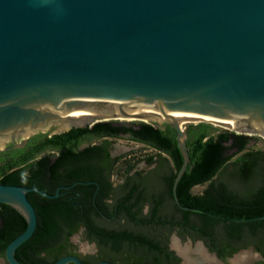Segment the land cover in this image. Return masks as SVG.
I'll list each match as a JSON object with an SVG mask.
<instances>
[{
	"label": "water",
	"instance_id": "95a60500",
	"mask_svg": "<svg viewBox=\"0 0 264 264\" xmlns=\"http://www.w3.org/2000/svg\"><path fill=\"white\" fill-rule=\"evenodd\" d=\"M129 111L207 118L264 138V0H0V153ZM167 122L184 157L173 186L180 205L188 126ZM60 189L0 183V203L27 223L6 247L9 264H23L16 252L38 226L28 194ZM70 263L83 264L76 255L53 264Z\"/></svg>",
	"mask_w": 264,
	"mask_h": 264
},
{
	"label": "trees",
	"instance_id": "16d2710c",
	"mask_svg": "<svg viewBox=\"0 0 264 264\" xmlns=\"http://www.w3.org/2000/svg\"><path fill=\"white\" fill-rule=\"evenodd\" d=\"M120 134H129L131 140L158 150L156 155L146 158L149 164L166 160L164 153L171 157L173 165L162 174L160 193H155L153 188L157 184L151 185L149 176L135 172L116 188L109 202L110 177L113 163L118 159L111 158L107 152L102 162L112 164H91V156L85 164L84 152L78 151V147L93 138ZM252 137L220 131L207 123L189 125L190 159L177 185L178 205L173 186L184 157L176 131L169 125L160 128L146 122L101 121L92 126L73 127L49 138L44 134L34 135L24 150L14 153L15 157L20 153L22 157L0 169V183L38 187L52 194L59 186L71 188L62 189L61 195L53 199L42 196L43 202L35 199L34 192L28 194L38 213V226L33 236L18 248L17 259L23 264H34L33 258L37 260L35 264H53L70 254L69 239L81 229L99 247L95 259H110L116 264H141L148 257H158L161 248L155 240L157 236L141 229L147 225L165 226L167 234L169 226L190 228L202 235L217 236L220 243L241 236L244 231L249 236L263 237L264 233L258 231L264 228V219L258 217L264 215V150L251 148ZM110 143L106 141L107 146ZM47 149L59 151L53 163L47 156L23 164ZM91 149L102 151L103 148L94 145L88 148ZM92 180L101 184L97 200L92 199L93 192L81 183ZM206 184L201 193L193 192L195 186ZM146 203L151 206L147 216L142 214ZM26 226L25 218L15 208L0 203V256H5L7 245ZM85 264H90L89 260Z\"/></svg>",
	"mask_w": 264,
	"mask_h": 264
},
{
	"label": "flooded vegetation",
	"instance_id": "af4514ba",
	"mask_svg": "<svg viewBox=\"0 0 264 264\" xmlns=\"http://www.w3.org/2000/svg\"><path fill=\"white\" fill-rule=\"evenodd\" d=\"M115 123H118V122H115ZM134 127H137V125H135ZM54 130H55V128H52L46 132H40L37 134H44V135H46L47 138H49L55 134H59V133L54 132ZM37 134H35V135H37ZM123 135H128L130 137L129 134H120L119 137L123 136ZM119 137H109V136L106 137V136H104L101 138H93L91 140H87V141L83 142L78 147V151L84 152V163L88 164L87 159L91 156V158L93 159L91 164H112V162H110V161L108 163H104V162H102V159H103V157H105V155H106L105 153H107V152H108V154H110L111 158H113V159L116 158V156H114L112 154L113 144H112L111 139L112 138H119ZM30 139H31V137L28 139L27 143L21 147H15L14 144L8 143L6 145V147H8V149L6 151H3L0 153V169L7 164H14L13 162L16 159H20L22 157V154L20 153L19 156L16 155L17 157H15L14 153L16 151L20 152L21 150H24L27 147ZM107 140H109L111 142L109 146L106 145ZM18 142H23V139H20ZM94 145L102 146V148H103L102 151H99V150L97 151L95 149L88 150L89 147H93ZM25 152H26V154H28L29 150H26ZM58 155H59V151H57L56 149L43 150V151L39 152L36 157L32 158L31 160H29L23 164H31V163H33V161H36L41 157H47V156L50 157V159L52 160L51 163H53V161L57 158ZM145 162H147V161H145ZM117 163H118V161H116L113 164H117ZM152 164H154V163H152ZM128 180H130V179L129 178L126 179L120 185L125 184ZM110 182L112 183V190H111L112 192L109 193V196H108L109 199L108 200H111L113 198V195H115L116 188H118L120 186L119 185L117 187L115 185L112 177H110ZM81 183H84V186L88 187L93 192L92 193V197H93L92 199L97 200V197H99V194L102 191L101 184L96 180H92V181H88V182H81ZM58 188H61L60 189V195H61L62 189L69 190L71 188V186L70 185L69 186L64 185V186H59ZM58 188L56 189L55 193L57 192ZM39 189H41V188H39ZM42 190L45 191L44 189H42ZM47 193L52 194L50 192H47ZM77 193L80 194V192H78V191H77ZM42 196L43 195H41L39 193H35V199L38 200L39 202L43 200ZM43 197H45V196H43ZM51 199H53V198H51ZM150 207H151L150 203L144 204V206L142 207V214L146 215L145 212L147 211V209L150 211ZM152 226L153 227H160V229H164V230L166 228L165 226H161V225H147L146 227L151 228ZM168 228H170L168 234H167V232L163 231V232H161V234L159 236H157L155 238L156 242L158 243V245L161 248L160 253L159 252L157 253L158 257H148L141 264H145V263L188 264V262L186 261V256L183 254V251L180 249L181 246L176 244V245H174L175 247H173L172 242H171L173 235H176V238H177L176 240H178L181 245L184 244V242H183L184 238H188L190 240V243L195 244L194 245L195 247L201 243L202 245L201 244L200 245H201L202 249L204 250L205 254H207L210 258L213 259V261H215V262H211L212 264H264V248H263L264 247V236L261 238L259 237V235L257 237L249 236V235H246V231H244L241 236L234 237V238L233 237L227 238V240L223 241V243H220L219 241L216 240L217 236L202 235L198 231L191 230L190 228L185 229L182 227H170V226ZM259 232H260V234L264 233V228L259 229L258 234H259ZM91 242H93V241H91ZM177 245L179 247H177ZM95 247H97V249H99L96 242H95ZM181 248H184V247H181ZM247 249L252 251V252H256V255L259 258H257L256 260H253L252 256H249V255L247 256ZM194 250L190 249V251H192V252ZM44 255L45 254L43 253L42 256H44ZM68 255H76V256L80 257L83 264H85V261H87V260H89L90 264H95V262H96V259L90 260V259L84 257L83 255H81L77 250H70V254H68ZM243 256H245L244 261L241 259V257H243ZM1 257H3L6 260L5 256H0V258ZM197 257H200L199 254ZM197 257L193 256L192 262H190L189 264H193L194 259H196ZM102 260L110 261L113 264H116V262H114L113 260L105 259V258L97 259L96 264ZM36 261H37L36 258H33V260H31V263L35 264ZM6 264H9L7 260H6ZM70 264H74V263H70Z\"/></svg>",
	"mask_w": 264,
	"mask_h": 264
},
{
	"label": "rangeland",
	"instance_id": "374dc122",
	"mask_svg": "<svg viewBox=\"0 0 264 264\" xmlns=\"http://www.w3.org/2000/svg\"><path fill=\"white\" fill-rule=\"evenodd\" d=\"M109 121H114L118 123H128V124L130 123L139 124L143 122L140 120L126 121V120H119V119L117 120L113 119ZM144 122L153 124L155 126H159L161 128H164L168 124L167 121H164L161 123H158L156 121H149V122L144 121ZM199 123L211 124L212 126L218 128L220 131L228 130L231 132H235V131L228 129L225 126L217 125V124H213V123H209L205 121L186 122L182 124V127L184 128L185 126H189L192 124L196 125ZM251 136H253L252 137L253 139L250 144L251 148L264 150V138L259 135H251ZM111 140L113 144L112 154L116 156V158L118 159V163L115 164L112 169V178H113V182L115 183V185L118 187L121 183H123V181L128 179L129 176L134 175L135 172H141L143 173V175L150 177L148 181L150 182L151 185L157 184L153 189H155L156 191L155 193H160L162 191V185L160 183L162 174L165 173L164 171L171 169L173 165L171 157H169L166 154H163V156L167 158L166 160H160L154 164H149L148 162H145L146 158L151 155H156L158 150L148 146L147 144L131 140L128 135H123V136H120L119 138H112ZM158 164H162V165H158ZM132 180L135 181L136 178H133ZM206 186L207 184L197 185L193 188V192L201 193L206 188ZM111 201L112 200H109V202ZM148 213H149V210L147 209L145 214L147 215ZM111 227H113V225ZM141 229H144L146 231L147 230L152 231L153 232L152 235L154 237L159 236L161 232L165 231L164 229H160V227H153V226L151 228L145 226V227H141ZM176 239H177L176 235H173L172 240H171L172 245L173 247H175L174 245L178 244L179 246L184 247V248L180 247V249L183 251V254L186 256V261L188 262V264L192 262L193 256L194 257L198 256V253H203V256L205 257L203 258L205 262L203 264H212L211 262H215L213 261L212 258H210L207 254H205L204 250L201 247L202 245L201 243H200L201 245L199 244L195 247L194 246L195 244L190 243V240L188 238H184L183 240L184 244L181 245L179 241ZM178 245L177 247H179ZM67 249L77 250L81 255H83L84 257L90 260L95 259L97 254H99V251H100L99 249H97V247H95V242L89 241V239L85 236L84 231L82 229L80 232L74 234L69 239V244L67 245ZM190 249L191 250L195 249V250L192 252L190 251ZM248 255L252 256L253 260H256L257 258H259L256 255V252H252L247 249V256ZM244 257L245 256L241 257L243 261H244ZM0 264H6V260L3 257L0 258Z\"/></svg>",
	"mask_w": 264,
	"mask_h": 264
},
{
	"label": "bare ground",
	"instance_id": "6f19581e",
	"mask_svg": "<svg viewBox=\"0 0 264 264\" xmlns=\"http://www.w3.org/2000/svg\"><path fill=\"white\" fill-rule=\"evenodd\" d=\"M130 115L123 117V116H119L118 119L119 120H126V121H135V120H140V121H156L158 123L164 122V121H177L181 124L186 123V122H196L199 120H204L207 121L209 123H213V124H217V125H222L227 127L230 130H236L237 127H231L228 125H225L221 122L215 121V120H211V119H207V118H201V117H194V116H187V115H158V114H153V113H149V112H144V111H129ZM95 115H91V116H96ZM84 119L83 118L81 120L75 121V123L77 124H81ZM68 126H70V124L68 125H64L59 127L57 130L60 131L62 129L67 128ZM200 255V257H197L196 259H194V263L193 264H202L204 263V256L203 253H198ZM191 261V260H190Z\"/></svg>",
	"mask_w": 264,
	"mask_h": 264
}]
</instances>
